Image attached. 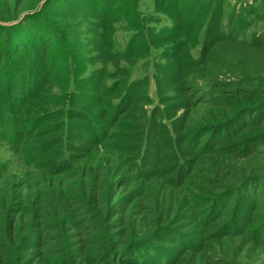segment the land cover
<instances>
[{
    "label": "trees",
    "instance_id": "obj_1",
    "mask_svg": "<svg viewBox=\"0 0 264 264\" xmlns=\"http://www.w3.org/2000/svg\"><path fill=\"white\" fill-rule=\"evenodd\" d=\"M97 1L0 0V128L32 169L0 174V264L264 253V29L245 35L264 0H151L150 14L122 0L120 28L134 35L117 64L145 53L154 71L132 79L117 65L89 96L118 28L89 19ZM150 77L163 106L145 114Z\"/></svg>",
    "mask_w": 264,
    "mask_h": 264
},
{
    "label": "rangeland",
    "instance_id": "obj_2",
    "mask_svg": "<svg viewBox=\"0 0 264 264\" xmlns=\"http://www.w3.org/2000/svg\"><path fill=\"white\" fill-rule=\"evenodd\" d=\"M131 1L133 0H127L128 3H130ZM135 1L137 5H139L138 9L142 13L150 14V11L152 8L151 0H135ZM228 1H231L230 4L234 3L232 2L233 0H228ZM88 4H89L88 8L90 9L89 19H95L98 23L100 24L102 23V25L108 23L111 25H116L118 27L117 30L113 33V37L116 41V45L114 46L112 44H109V47L106 48L105 41H104V43L101 45V51L104 53L103 57L99 59V62H96L94 64L93 67L95 70L87 73V76L89 77V83L91 86L89 92L87 93L89 94V96H93V95L96 96L97 94L96 92L97 91L100 92V89L103 88V85L105 83L107 84L110 83L113 79H116V77L118 76L116 73V70L114 69V67L118 65L117 60L115 59V56L113 55L114 50H116L118 47H120V49L122 50L126 49L127 43L128 44L130 43L131 39L133 38L134 33L132 31L120 28L121 25L125 23L124 21H127V18H124L122 20L121 17H118V13L122 12L121 10L122 0H114L113 2L111 1V3L109 2V4L103 3V0L97 1L94 4H91V3H88ZM111 5H112V8L110 7ZM109 10H111L112 13L110 15L108 14L104 15L105 11L108 12ZM186 11L187 12L190 11L189 7L186 8ZM113 13L115 14V16H113L114 15ZM161 17L163 18L162 20H160L161 25L167 24L168 19L165 18L164 16H161ZM82 27L83 25L81 24L80 31H82L83 33L84 28ZM262 29H264V19H261L257 21L255 24L250 25L245 30V35L247 36L251 35L255 31L257 33H260ZM104 32L108 33V30ZM96 37L98 38V36ZM68 39H71V38H68ZM68 39L64 41H69ZM64 41L57 43L55 46L60 47V48L63 47L65 45ZM70 49L71 48H69V50ZM197 51L198 49L195 50L196 53ZM33 53L36 55V57L40 56L39 49L35 46H30V54H33ZM142 54L143 55L141 57L134 56L132 60L127 63L119 62L120 63V65H118L119 67L123 66L126 68L128 67L131 68L129 70L131 72L130 77L132 79H135L138 76H141L143 74L150 73L152 75L154 71L153 66L151 65L152 60H149V56L145 57L144 55L145 53H142ZM28 62L29 64L27 63L26 67L28 69L33 68L32 59H30ZM156 81L157 80H155L152 77L148 78L149 85L145 89L146 102L141 104L142 110L144 111L145 114H148L150 110H152V108L155 106V104H159L160 106H163V103L159 101L157 94H155V91L158 88V85L155 84ZM162 84L165 87L164 92L166 90H169L170 88L175 87L173 83L168 84L167 82H165ZM2 97H4L9 102V98L12 99L13 96L10 95L9 97L8 93L4 91ZM166 113L169 114L171 112H166ZM178 113L179 112H177V114ZM172 114L174 115V111L172 112ZM167 117L165 116L163 119L166 120ZM11 136H12L11 125L7 126L5 129L4 127L0 128V174L1 176L4 175L6 172L17 173L19 175H23L24 173L32 170L30 166H27L24 163V158L22 157V154H20L18 149H16L15 146L10 142ZM240 264H264V253L248 252L245 257L241 258Z\"/></svg>",
    "mask_w": 264,
    "mask_h": 264
}]
</instances>
